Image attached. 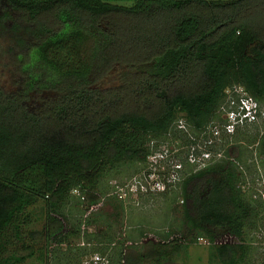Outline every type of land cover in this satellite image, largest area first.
<instances>
[{"label":"trees","instance_id":"16d2710c","mask_svg":"<svg viewBox=\"0 0 264 264\" xmlns=\"http://www.w3.org/2000/svg\"><path fill=\"white\" fill-rule=\"evenodd\" d=\"M0 35L11 68V87H0V264L33 257L11 235L20 239L27 208L44 202L45 241L63 235L72 190L86 191L95 206L96 179L107 167H148V157L163 152L150 143L168 137L194 144L177 122L182 116L197 136L227 88L242 85L264 107V0H0ZM114 72L116 83L103 86ZM260 150L264 167V134ZM244 184L231 161L193 170L182 182V237L148 242L146 255L121 248L109 264L147 256L159 264L182 238L206 239L220 262L241 264L251 250L242 237L261 226L264 212ZM96 224L90 212L69 233ZM110 228L102 239L85 235L102 255L114 244ZM226 236L239 242L217 243Z\"/></svg>","mask_w":264,"mask_h":264},{"label":"rangeland","instance_id":"374dc122","mask_svg":"<svg viewBox=\"0 0 264 264\" xmlns=\"http://www.w3.org/2000/svg\"><path fill=\"white\" fill-rule=\"evenodd\" d=\"M123 5L131 6L132 2H124ZM8 44L7 37L0 35V87L5 88L11 87L9 83L11 68L8 67L6 56ZM116 77L117 72L109 74L102 85L105 87L114 85ZM186 132L192 131L186 127ZM263 134L262 124L244 128L238 131L236 142L225 149L228 155L235 158L242 167L243 171L240 172L245 184L240 188L246 192V195L254 196L258 190L264 191V167L261 165L263 155L260 150V139ZM168 138L163 143H150L153 149L162 147V150L180 153L176 158L171 155L165 162L158 160V164L162 165L160 168L147 167L146 164L137 161H126L113 168L107 167L98 175L97 185L94 188V192L99 194L97 205H90L86 191L80 188L72 190L61 211L60 219L64 224V234L56 236L55 239L45 241L42 236L46 215L44 202L39 201L27 208L19 218L20 239L15 238L14 230L11 234L16 246L20 247L25 243L31 246L34 252L33 257L28 258L23 264H86L94 254L102 255L98 250L103 247L97 246L93 237L85 235L98 233L100 235L98 238L102 239L101 237L108 230V223L114 233V244L106 247L102 256L111 259L116 257L121 248L130 247L129 250L126 249L127 253L138 251L146 255L150 250L148 242L158 247V244H166L170 240L182 237V233L186 230L182 213V182L194 169L187 162L181 163L183 169L174 178L176 174L172 171V163L175 164L182 157L186 160L188 148L182 145L185 137L181 140ZM147 161L153 162L155 158ZM151 173H158L159 177L151 176ZM156 182L162 183V189L158 190L155 186ZM254 198L264 204L262 196L260 198L254 196ZM90 212L97 218V224L89 227L82 225L79 234L69 233V230L75 229L79 222L82 221L83 224L84 218L90 215ZM259 218L261 226L256 225V228L247 229L242 237L245 245H249L251 250L241 264H264L263 211ZM59 240L64 243L60 244ZM191 240V238L186 240L182 238L180 249L159 264H223L218 259L215 248L206 239H199L196 243L190 242ZM224 241L239 242L236 239L223 237L217 243ZM184 243L189 245H183ZM141 264H156V262L147 256L143 258Z\"/></svg>","mask_w":264,"mask_h":264},{"label":"built area","instance_id":"2783aa9c","mask_svg":"<svg viewBox=\"0 0 264 264\" xmlns=\"http://www.w3.org/2000/svg\"><path fill=\"white\" fill-rule=\"evenodd\" d=\"M224 95L225 99L218 107L215 119L210 121L197 136L193 137L190 132H186L187 124L185 125L184 119H179L177 122V128L185 131L188 138L194 141V144L186 146L188 151L185 157L187 164L194 169V172L205 170L222 161L234 162L242 170L241 165L235 158L230 157L225 149L233 145V138L239 130L255 125H264V107L249 95L242 85L227 88ZM177 154L180 153L168 152L165 149L163 152L152 154L148 159L155 158V161H148L149 166L160 168L162 165L158 164V160L165 162L171 155L174 158L178 157ZM182 169L181 162L172 163V171L176 174V176L173 175L174 178ZM151 176L159 177L158 173H151ZM161 184L160 182L155 183L158 190L162 189ZM145 191L148 192L147 189ZM254 196L258 198L262 196L264 200V191L258 190ZM86 264H109V259L106 256L94 254Z\"/></svg>","mask_w":264,"mask_h":264},{"label":"flooded vegetation","instance_id":"af4514ba","mask_svg":"<svg viewBox=\"0 0 264 264\" xmlns=\"http://www.w3.org/2000/svg\"><path fill=\"white\" fill-rule=\"evenodd\" d=\"M224 238L235 239L234 237H229V236H226V237H224ZM236 240H237V239H236ZM226 242H228V241H224V243H223V244H225ZM228 243H231V242H228Z\"/></svg>","mask_w":264,"mask_h":264}]
</instances>
